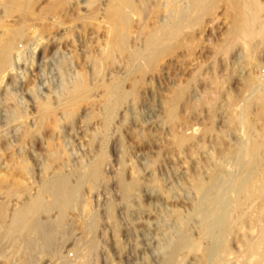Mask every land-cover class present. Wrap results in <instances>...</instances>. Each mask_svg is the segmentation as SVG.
<instances>
[{
	"label": "rangeland",
	"instance_id": "rangeland-1",
	"mask_svg": "<svg viewBox=\"0 0 264 264\" xmlns=\"http://www.w3.org/2000/svg\"><path fill=\"white\" fill-rule=\"evenodd\" d=\"M70 1H65L66 7L63 6L62 12L60 11L59 14L61 20L66 21H63L65 24L57 27L55 24L57 18L48 13L53 0H37L35 4L36 18L27 19V26L32 28V32L41 29V25L53 27L55 24L54 27L57 28L51 27V29L47 26L49 33L43 35V40L40 41L41 43L39 42V46L35 42L40 34L29 32L23 42V58L17 56L15 58L19 71L12 70L10 76H6L0 87V117L2 116L0 119L6 123L13 116V107L18 106L20 110L28 111L30 119L28 123L31 126L34 124V129L38 123L36 121L38 120L36 112L38 96L40 99L47 98L48 95L54 100L63 99L61 88L63 71L67 73L66 84L71 85L78 73H85L87 78H92L90 84L93 89L90 98L82 102L80 109H78L75 119L77 126L71 127L70 122L64 120L62 111L59 110L58 117L63 119L62 128H56L54 125L45 128L42 131L45 138L41 142L34 143L33 146L32 144L28 146L27 149L31 153L29 178L28 175L16 174L15 177L9 179V181L11 180L9 183L5 184L6 187L0 186V264H80L79 261L83 262L86 258L88 260L85 261L86 264H164L165 259L171 255L170 245L178 239L182 230L179 224L180 219L185 221L187 219L186 232L189 233L188 236L191 237V241L199 239L200 223L193 214L196 215V208L202 201V195L198 193L196 188L200 180L203 183L204 181L205 183L209 182L217 168L225 173H233L234 175L239 173L240 168L236 166L235 159H231L228 155L234 150L238 151L242 147L241 145H244L248 140V134L251 131L238 124L240 123L239 117L248 105V116L255 123L254 133L253 131L251 133L256 135L264 130L261 103L252 102L255 93L253 90L255 91L258 87L264 89V44L258 46L259 50L250 51L248 47L240 43L235 50L228 53L223 52L221 46L226 41L232 27L233 22L231 20L234 18V10L231 6L232 0H219L215 3L216 5L212 6L213 9L211 8L209 13L200 15V19L195 25L186 27L187 29L183 30L178 39L172 40L173 42L171 41L169 47L171 51L162 55L153 66H146L142 63V73L130 72L129 65L127 67V53V56L121 57L122 60L118 55L117 63L110 62V66L107 64L110 68H105L106 71L98 73L97 77L90 68L91 64L88 63L87 56L90 53L91 56L101 55L102 49L105 48L103 46H105V39H107L110 29L107 24L105 9L110 0H98L94 5L95 7L99 6L96 8L94 6L88 7V0ZM133 1L137 13L135 16L134 14L130 16L131 27L128 39L130 51L141 48L145 38L149 35L148 32L160 28L162 26L159 24L162 23L160 22L161 18L164 20L166 16L163 5L166 0H146L149 1L146 4L145 0ZM184 1L187 3L186 0H176L175 3L177 2L178 5L184 7L186 5ZM261 1L264 2V0ZM180 2L181 4H179ZM145 5L149 8L147 9ZM156 8L161 9L158 14L154 12ZM68 11L71 13L69 14ZM69 15L71 16L69 17ZM4 21L6 26L12 27L18 26L23 20L20 16L14 15ZM147 26L148 29H146ZM58 37L60 41L55 42L59 39ZM89 46H92V52L89 50ZM33 47L37 48L33 50ZM95 53L97 54L95 55ZM33 54L36 57L34 66L29 62L31 61L30 55ZM235 57L237 58L235 59ZM84 63L85 65H83ZM69 67L73 68L69 69ZM92 73H94L95 78ZM120 76L126 80L124 90L128 92L129 96L123 108L118 112L111 128L105 130L104 119L102 120L104 118L105 85L111 84L115 78ZM251 80L256 83L254 86L248 83ZM215 81L217 83H214ZM60 90L61 95L59 94ZM179 91H183V95L175 104L176 109L174 115L171 116L170 110L174 105V97ZM228 120L229 122H227ZM19 125H21V120L11 123L10 126H5L4 130L11 132L12 129L17 130ZM14 135L15 132L10 136ZM12 139L14 140V138ZM181 139L184 142H180ZM51 141L53 143L57 141V145L61 146V150L63 149L61 151L62 158L59 160H62L61 162L48 164L46 160L45 155L49 151L48 143ZM60 143L62 144L60 145ZM15 144L17 143L14 142ZM6 146L7 144L4 149L7 148ZM14 150L9 151L8 159L0 167V173H6V162L11 161L12 154L21 153V147L18 145ZM103 153L107 154L108 161H110L103 165L101 183L99 182L97 188H93L89 182L83 185L79 195L80 202L78 201L73 209L66 212L62 225L57 226L55 223L58 218L57 210L50 211V214L43 213L40 216L44 227L46 226V229L51 227H49L50 230H47L53 237L52 245L46 247L42 241H38L37 245L32 248L33 251L25 237L20 234H15L7 239L2 237L5 226L14 211L36 197L44 183L48 178L53 177L55 172L61 170L70 175L71 181L74 183L76 181L74 173L81 166L85 167L89 163L93 164L99 161ZM95 155H100V157L97 158ZM47 165H50L48 170H46ZM120 173L124 175L122 176ZM120 175L123 181L128 184L140 180L138 187L128 201L123 199L121 193ZM16 178L21 179L16 180ZM16 181L19 182V187L9 193L11 186H7V184L12 185ZM18 189L19 192L23 190L21 196H19ZM231 197H235V195L231 193ZM47 200L50 201L51 198L48 197ZM251 201L240 213V219L232 232L233 234L228 238L229 247L232 251L230 254H235L237 260L234 256L228 255L226 261L232 263L226 262L225 264H246V262L253 264L255 261L254 258H251L248 263L250 258L244 254V247L248 237L249 240H254V237L258 236L260 230L257 229L259 226L264 228L263 214H261L264 199L262 200L257 196L255 201L254 199ZM259 214H261L260 217ZM243 215L245 217H242ZM96 218L100 219V222L95 227ZM53 219L55 222L51 221ZM237 233L240 239L236 238L238 237ZM242 241L243 243H241ZM204 242L207 244L205 243L206 245L203 247ZM93 243L97 246L95 249H92ZM202 244V248L205 250L208 246V240L204 239ZM203 250L197 252L186 250L175 257L173 264H201ZM80 252L83 255L82 258L79 257L81 256L79 255ZM204 264L206 263L204 262ZM207 264L212 263L208 262Z\"/></svg>",
	"mask_w": 264,
	"mask_h": 264
},
{
	"label": "bare ground",
	"instance_id": "bare-ground-1",
	"mask_svg": "<svg viewBox=\"0 0 264 264\" xmlns=\"http://www.w3.org/2000/svg\"><path fill=\"white\" fill-rule=\"evenodd\" d=\"M65 1L66 0H53V2L51 3V5L49 7L48 13L50 15H54V17L57 18L56 19L57 21L54 19L57 22V23H55V21H54V23L57 25V27H59V26L61 27L65 24L63 22L65 20H63V19L61 20V18L59 16L60 11L62 10L63 6L66 7V5H64ZM97 1L98 0H88L87 1L88 7L91 8L92 6H94L96 4ZM175 1L176 0H166L165 4H163V2H161L164 5V8L166 10V12H164V14L166 13L165 19L163 20V18H161L162 20L160 22H162V23H159L162 26L158 29L151 31L150 33L148 32L149 35L145 38V41H144L143 46L141 48H137L134 51H130L129 50L130 48H128L129 47L128 39H129L130 27H131L130 26V16H131V14H134V16L136 15V13H137V9L135 7L136 5H134L133 0H110V3L108 4V6L105 9L107 24L110 27L109 32H108V37H107V39H105L106 40L105 46H103L105 48L102 49L100 47L103 50V51L101 50L102 51L101 55L95 53V55L97 54L98 56H91V53H90V55L87 56L88 63L91 64L90 68H92V71H94L96 76L98 77V75H97L98 73L100 74L103 71H106L105 68H108V66H110L109 65L110 62H113V63L115 62V64H116L117 63L116 62L117 57H119V56H120V58L124 57L127 53H128V56L126 55L128 57L127 67L129 65L130 72L142 73V71H143L142 63H144L146 66H153L162 55H164L166 52L171 51V49H169L171 41L176 39V38L178 39V37L181 36V34L183 33V30L186 27L195 25L199 21L200 15L202 13H204V15L207 14V12L209 13L212 6L215 3H217L219 0H186L187 3L184 1L186 3V5L184 4L185 5L184 7L178 5L177 2L175 3ZM36 2H37V0H0V9H1L0 12L2 13L0 15V31H1L0 32V87L4 83L6 76H10V73L12 70L13 71L16 70V72H17V70L19 71V69H17L18 67H17L15 58H16V56L18 58H23V51H22L23 50V42H24L25 38L27 37V35L29 34V32L32 30L31 27L27 26V19L30 18V20H31V18H34V17L36 18V12H35ZM147 2H149V1H146L145 4ZM70 3H71V1H70ZM179 4H181V2ZM231 4L230 5L233 6V10H234V13H233L234 18H233V20H231L233 23H232V27L229 31L228 37H227L226 41L224 42L223 46H221L222 51L225 53L233 51L239 46L240 43H242L243 46L248 47V50L250 49V51L258 49L259 48L258 46H261L262 44H264V2H262L261 0H232ZM74 7H76V6L74 5ZM96 7H99V6L97 5ZM145 7H146V5H145ZM159 8H161V7H159ZM42 9H41V11H42ZM161 9H163V8H161ZM70 10H72V9H70ZM160 10H158L156 8V10H154V12H156V14H158V12H160ZM233 10H232V12H233ZM70 13L71 12H69V14ZM233 14H232V16H233ZM14 15L20 16L23 20L22 23H20L18 26H12V27L6 26L4 20L7 18H11ZM72 15H74V14H72ZM70 16L71 15H69V17ZM41 17H42V15H41ZM54 25H53V27H54ZM41 26H42L41 29L35 30V28H34L35 31L34 32L31 31V33H33V34H36V33L40 34V36L37 38V41L35 42V43H37V46H39V42L43 40V35L49 31V28L52 27L51 25H50V27L47 25L49 28L47 26L46 27L45 26L43 27V25H41ZM57 27H54V28H57ZM142 28L144 29L143 26H142ZM146 29H148V26ZM70 31H72V30H70ZM58 41H60V38L57 39L55 42H58ZM91 45L93 46V44H91ZM177 45H178V43H177ZM92 46H89L90 51H91V49H93V48H91ZM36 48L37 47H35L33 50H35ZM263 48H264V46H263ZM29 49L31 50V48H29ZM172 49H174V48H172ZM94 51H93V54H94ZM241 51H242V49H241ZM85 55H86V53H85ZM240 55H241V53H240ZM30 56H31V61H29V62H30V64H32V66H34V64L36 62V57L34 54L30 55ZM236 58L237 57H235V59ZM241 58H242V55H241ZM120 60H122V58ZM236 61H238V60H236ZM124 63H125V60H124ZM250 63H251V61H250ZM67 64H68V62H67ZM107 64H108V66H107ZM119 64H120V61H119ZM243 64H244V62H243ZM83 65H85V63ZM235 65H237V64H235ZM123 66H125V65H123ZM243 67H245V66H243ZM72 68L69 67V69H72ZM210 68H211V66H210ZM256 68H257V66H256ZM122 70H123V72L125 71L124 69H122ZM73 71H75V70H73ZM63 72L64 73H62L63 75L61 78V88L63 91V95H62L63 99L59 98L58 100H54L49 95H48V97L46 96L47 98H44V99L41 98L40 99V97L38 96L37 102H36L37 103V111L36 112L38 114V116H37L38 120L35 119L36 121H38V123L36 124L35 129H34V124H32L33 126H31L28 123V120H30L29 114L27 113L28 111L24 112V111H22L23 109L20 110L18 108V106L13 107V116L6 123L3 122L2 119H0V167L2 166L4 161L6 159H8V155L10 154L9 151H11V152L15 151L14 148L17 147V145L21 147V153L15 152L14 154H12L11 161L6 162V166H5V168L7 170L6 173H4V174H2L3 172L0 173V186H5L6 183H9L11 181V180L9 181V179L12 177H15L16 174H20L23 176L28 175L27 177L29 178V174H30V170H29V165H30L29 162L30 161L29 160L31 157V153H29L27 148L30 144H32V146H33L34 143L41 142V140L45 138L42 135V131L45 128L54 125L56 128L60 129L63 119L61 120L58 117V114H59L58 111L59 110L62 111L64 120L70 122L71 127L76 125L75 122H77V121H75V119L77 116L78 109H80L79 107H80L81 103L84 101H87L91 96L90 94H92L91 91L93 89H92L91 84H90V80L92 78L91 79L87 78L85 73H78L77 77L75 79H73V82L71 81L72 84L69 85V83L66 84V82L68 80L66 77L67 73L65 71H63ZM204 72H206V71H204ZM90 73H89V75H90ZM94 73H92V74L95 78ZM72 74H73V72H72ZM126 74H127V72H126ZM123 75H125V73H123ZM127 77H129V75L126 76V80H127ZM25 78H27V77H25ZM69 79L71 80L72 77ZM246 79H245V81H247ZM97 80H98V78H97ZM126 80L124 77L120 76V77L115 78L111 84L106 83L108 85H105V103H104V115H103L104 118H102V120L104 119L103 123H105V127H106L105 130L111 128V126L113 125V122L115 121V119L118 115V112L123 108L126 100L128 99L129 94H128V92H126L124 90V82ZM29 83H30V81H29ZM214 83H217V82L215 81ZM248 83L252 86H254L256 84L252 80L249 81ZM32 86H33V84H32ZM205 86H206V84H205ZM207 86H209V85H207ZM138 88H136V89H138ZM208 89H209V87H208ZM254 89H255V87H254ZM213 90H214V88H213ZM250 90H251V86H250ZM36 91L37 90H35V92ZM214 92H215V90H214ZM253 92H255V93H254V96L252 98V102H260L261 103V112H262V115L264 116V89H261V87H258L255 91L253 90ZM54 93H55V90H54ZM28 94H30V93H28ZM59 94L61 95V90H60ZM54 95H56V94H54ZM182 95H183V91H179L176 93V95L174 97V105L172 106V108L170 110L171 116L174 115V112L176 109L175 104L182 97ZM93 98H94V94H93ZM92 102H94V101H92ZM92 104H95V103H92ZM25 110H27V109H25ZM8 112H10V111H8ZM248 112H249V105L244 110V113H242V115L239 117L240 123H238V124H241L243 126V128L245 127L248 130H250L251 132L253 131V133H254V129H255L254 124L255 123H253L250 120V118L248 116ZM210 113H211V111H210ZM96 115H98V114H96ZM96 115H94V116H96ZM20 120H21V125H19L20 127L17 130L12 129L11 132H9V130H4L5 126H8V125L10 126L11 123H14V122L20 121ZM97 120H98V118H97ZM227 122H229V120ZM68 127H69V125H68ZM114 130H115V128H114ZM262 131L263 132L257 133L256 135L249 132L247 142L244 145H241L242 147L238 151L234 150V152H231L228 155L229 157H231V159L232 158L235 159L236 166L238 168H240L239 173H237L236 175H234L233 173H225L220 168H217L213 172L211 178L209 179L210 180L209 182L207 181V183H205V181H204V183H203L200 180V182L196 185L198 193H200L202 195V201H200L199 205L196 208V215L193 214L195 217L198 218V221L200 223L199 239L196 241L195 240L191 241V239H190L191 237L189 238V236H188L189 233L187 234V232H186V228H187L186 227L187 226L186 221H187V219H186V221L183 219H180L179 224H180L182 230L180 232L178 239L175 240L170 245L171 255L165 259L164 264H173L175 262V257L177 255L181 254L182 252L186 251V250H189V252L190 251H195V252L202 251L203 250L202 245L204 244L203 245V247H204L207 244L206 243L207 241L202 244V241L204 239L208 240V246L205 248V250H203V258H201L202 259L201 264H204V262L206 264L208 262H211L212 264H225L226 262L232 263V262L226 261V260H228L227 259V257H229L228 255H232V254H230L232 251L229 247L230 241L228 243V238L231 234H233L232 232H233L238 220L240 219V213L243 211L244 207L246 206V204L249 201H251L252 199H254V201H255V197L258 196L259 198H262V200L264 199V130H262ZM13 132H15V135L10 136ZM117 136H118V134H117ZM108 137L107 138L105 137V138L108 139ZM12 138H14V140ZM59 139H60V136H59ZM59 139H58V141H59ZM51 140H52V138H51ZM110 140H112V139H110ZM182 141H183V139L180 140V142H182ZM14 142H16L17 144L14 145ZM6 144H7V146H6L7 148L4 149V146ZM61 144L62 143H60V145ZM37 148H39V147H37ZM48 149H49V151H47L48 153L45 155L46 160L48 161V164L49 163L51 164L53 162H57L62 158L61 157V153H62L61 151L63 149L61 150V146L57 145V141H56V143H53L52 141L50 143H48ZM231 149H232V147H231ZM66 151H67V149H66ZM101 152H100V154H101ZM95 156H97V155H95ZM98 156L100 157V155H98ZM98 156H97V158H99ZM43 159H44V157H43ZM61 161H59V162H61ZM107 161H108V156H107V154L103 153L101 155V158L99 161H96L93 164L89 163V164H87L88 166H85V167L81 166V168L79 170H77L76 172L73 171V172H75L74 175H76V181H74V183L71 181L70 175L63 173L61 170H58L57 172L54 171L55 173L53 174V177L48 178V180L44 183V185L41 184V185H43V187H42V189H40L41 190L40 193L38 192L39 194L36 197L29 200L26 204L24 203L25 205L23 207L14 211V213L10 216V220H9V222H7V225L5 226L4 233L3 234L1 233L2 237L7 239L8 237H11L15 234H20L21 236L25 237V240L27 241V243L29 244V247L31 249L34 248L35 245H37L36 243L38 241H42V243H44V245L46 247H49L50 245H52L53 237L48 232L50 230L49 229L50 226L47 228L49 230H47L46 226L44 227V225L42 223L43 221L40 220V216L43 213H49L52 210H57L58 211V218H57L56 222L54 221V219L51 221L52 222L54 221L55 223H57L56 224L57 226H61L64 219H65L66 212L69 209H73L76 206V204L78 203V201L80 202L79 195H80V191H81L83 185L86 184L87 182H89V183H91L93 188H97V186H98V184L101 181L102 176H103V171H102L103 165ZM42 164H44V163H42ZM54 165H55V163H54ZM49 166L50 165H47L46 170L50 169ZM56 168H57V166H56ZM56 168H54V169H56ZM3 170L4 169H2V171ZM232 170H234V169L232 168ZM70 172H72V171H70ZM67 173H69V172H67ZM20 175H18V176H20ZM121 175L123 176L124 174H121ZM121 175L119 177V186L121 189V193L123 194V199L128 201L130 199V197L132 196V194L134 193V190L138 187L140 180H139V182L134 181L133 183L128 184V183H125L123 181V179L121 178ZM117 178H118V176H117ZM19 179H21V178H16V180H19ZM43 181H45V180H43ZM258 183H260V184L258 185ZM7 186H11L10 188L8 187L9 193H11L13 190H15L19 187V182L16 181L12 185L7 184ZM29 188H31V187H29ZM1 190H2V187H1ZM2 192H4V191H2ZM18 192H19V189H18ZM22 192H23V190H21L19 192L20 193L19 196H21ZM231 193L234 194L235 197H231ZM81 194H82V192H81ZM48 197L51 198L50 201L47 200ZM27 199H29V198H27ZM257 200H259V199H257ZM251 202H253V201H251ZM258 204H259V202H258ZM250 205H251V203H250ZM128 206H130V205H128ZM261 206H262V204H261ZM258 207H259V205H258ZM261 209H262V213L261 212L260 213L263 214L262 218L264 220V206ZM255 211H257V210H255ZM93 213H92V215H93ZM256 214H258V212ZM261 214H259L258 216L260 217ZM7 216H9L8 213H7ZM242 217H245V216L243 215ZM99 222H100V219L96 218L94 226L96 227L99 224ZM258 222H257V225H258ZM241 223H242V221H241ZM246 223H247V221H246ZM255 224H256V221H255ZM86 225H88V224H86ZM243 226L245 227V225H243ZM3 227H4V224H3ZM188 227H189V225H188ZM86 228H87V226H86ZM246 228H248V227H246ZM260 228L261 227L259 226V229H257V230H260V231H258L259 232L258 236L256 238L254 237V240L253 239L249 240V237H248V241L245 243V247L243 246L245 248L244 254L248 258H250V259H248V263L250 262L251 258H254L255 261L253 264H264V228H261V229ZM196 229H197V227H196ZM239 230H241V229L239 228ZM237 236L238 237H236V238H239V234ZM17 237H19V236H17ZM241 243H243V241ZM93 244H92V249H95L97 246H96V244H94V245ZM240 244H239V246H240ZM36 248H37V246H36ZM36 250H38V249H36ZM242 250H243V248H242ZM36 252H38V251H36ZM81 252L79 255H81ZM91 252L93 253L92 250H91ZM87 253H89V252H87ZM92 253H89V254H92ZM239 254H241V253H239ZM234 255H232V257ZM82 256L83 255H81L79 257L82 258ZM184 256H185V254H184ZM238 256H237V258H238ZM83 258L85 259V257H83ZM233 259H232V261H233ZM235 259H236V257H235ZM86 260H87V258L83 262L82 261H79V262H81L80 264H86V262H85ZM89 260L91 261V259H89ZM240 261H241V259H240ZM240 261H238V262L242 263ZM234 262H235V260H234ZM243 263H244V261H243ZM65 264H67V263H65ZM246 264H247V262H246Z\"/></svg>",
	"mask_w": 264,
	"mask_h": 264
}]
</instances>
